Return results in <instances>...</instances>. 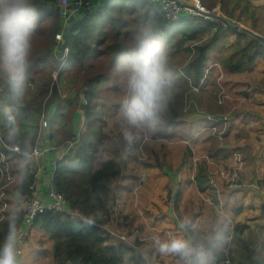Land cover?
Here are the masks:
<instances>
[{
	"label": "trees",
	"instance_id": "obj_1",
	"mask_svg": "<svg viewBox=\"0 0 264 264\" xmlns=\"http://www.w3.org/2000/svg\"><path fill=\"white\" fill-rule=\"evenodd\" d=\"M216 1L218 2L209 0L213 7L220 5L218 10L220 9L230 19L235 16L237 9L240 11V17H256V12L250 14L249 9L258 8L249 1L244 5H242L243 0ZM33 3L38 10V26L42 29L45 27L42 25L50 26L48 22H52L48 34L49 47L42 53L37 51L38 43L35 40L32 42L27 79L20 97L14 94L5 74L0 70V130L3 131L8 144L20 146L24 153H32L37 144L45 112L52 110L50 122L48 120L50 123L48 135L53 146H60L68 139L69 143H72L67 135L73 138L75 132L73 123L82 115L80 110L84 111L87 122L82 133V146L65 155L50 168L51 171L55 170L56 190L65 195L68 207L78 216L47 209L37 215L32 227L40 230L43 240L49 236L54 242L50 250L55 264H125L127 262L149 264L148 259L135 250L134 243L118 242L102 228L111 224L119 198L118 182L122 173V155L120 153L113 158L106 156L113 152L110 148L104 147L105 143L111 142L110 130L102 131L99 128V126L108 127V123L101 117L105 112L103 108L108 107L102 103L101 98L106 97L107 101H111L112 95H108L109 92L119 96L126 93L124 90L121 91L120 83L109 88L104 84L112 80H121L119 75L124 73L122 60L135 47L138 34L146 27H151L159 37L170 60L177 59L181 52L186 54L187 66L179 68L180 70L175 68L168 73L174 84L168 90L165 109L160 114L158 131L150 132V135L154 141H172L173 137H179L182 141L191 140L192 143L186 145L182 157L183 163L187 158L195 155L193 145H196L197 149L201 148V153L196 156L198 160L200 159V163L196 167L194 185L204 198H211L214 195L219 203L221 194L230 195L235 193V189L228 186L221 174H217V179L222 182L221 185L216 184V181L215 184L213 183L217 170L215 159L220 156L225 160L235 153L246 150L243 146L219 144V137L228 138L231 129L237 125L234 120L239 114L234 110L237 107L233 109L234 112H229L228 127H225L221 121L210 120L198 113V115L193 113L187 119L175 110L173 105L167 106L178 104L177 100L181 97L184 87H189L192 83L197 86L202 82L209 66L208 55L220 36L228 29L221 22H212L203 16H193L184 12L181 14V21L167 20L165 12L149 1L96 0L90 8H86L68 22L62 20L64 19L60 15L62 8L58 0H33ZM253 29L256 28L253 26ZM57 34L63 35V44L58 43ZM234 35L238 40L235 50L227 57L219 59L220 65L228 75L251 68L258 57L264 56V45L256 38L241 32H234ZM189 42L192 44L188 45ZM66 49H68L67 53ZM100 57H103L102 61L95 65V61ZM60 67L59 78L54 80L52 73ZM115 72L117 73L114 74ZM43 73L46 74V80L40 78ZM65 76L72 77L74 90L70 95L61 92ZM79 78L82 82L77 87ZM227 90L230 93V90ZM239 93L238 95L243 97L249 94L247 91ZM226 101L234 106L230 100ZM119 106L114 105L112 109ZM225 110L224 108L222 111H213V114L220 116L226 113L223 112ZM201 119L204 121L206 119L210 125H203ZM70 123L71 126L66 130L62 128ZM212 127H217L216 134L212 131ZM80 128L81 126L77 127L78 130ZM209 138L212 139L213 144L208 145ZM6 153L10 158L18 157L24 164L18 169L17 180L12 183L17 184L11 187H9L11 184L8 185V189L14 187L15 193L26 198L31 197V186L35 184L36 176L34 172L29 171L30 166L25 162L26 156L15 155L8 151ZM165 157L164 153L163 162L157 161L162 168L167 164ZM260 184L264 189V182ZM181 196V191H178L174 200L179 202ZM8 200L13 201L11 198ZM232 211L237 215L242 208L236 205ZM262 212L264 214V205ZM198 214L196 213L195 217ZM25 216L26 211L12 212L10 209L6 219L0 223V248L5 245L10 233L13 232L16 243L17 233L23 225ZM138 218L142 217L139 215ZM145 224L149 225L148 221L140 220V223L134 226V221L130 222L125 216L123 229H128L129 236L136 231L145 234L147 230ZM193 224L192 221L190 225ZM239 226H236L235 232H239ZM136 238L138 236L134 239L135 243L140 244L142 241ZM204 243L213 248L216 264H224L228 259L230 264L238 262L233 257V253L239 250L229 249L227 253L222 250L218 241L210 242L205 239ZM47 253L46 250L44 254ZM246 261L249 264L247 259Z\"/></svg>",
	"mask_w": 264,
	"mask_h": 264
},
{
	"label": "rangeland",
	"instance_id": "obj_2",
	"mask_svg": "<svg viewBox=\"0 0 264 264\" xmlns=\"http://www.w3.org/2000/svg\"><path fill=\"white\" fill-rule=\"evenodd\" d=\"M142 1L143 0H141V2ZM214 1L218 2L216 0ZM201 6L205 11H209L207 13L212 14H217L218 11L214 12V9H218L220 7V5L213 7L214 5H211L209 0H203ZM251 9H249V13L252 14L256 12V17L240 18V15H235L232 19H241V25H252V27L254 26L257 31H262L261 34H264V5L258 7V9H255L254 11ZM220 16L228 19V17H226V15L221 12V10ZM73 17L74 16L70 17L67 20H62L68 22L69 20L73 19ZM48 23L51 25H42L45 26L42 29L40 28L41 26H37V30L33 37V41L35 40L38 43L37 51L39 52H46L47 48L49 47L48 34L50 29L52 28V22ZM228 31H230L234 35L233 31L229 29ZM225 37H227V40L224 41V43H221V41H223V38H221L219 43L220 46L216 47V50L212 49L210 51L211 54L208 55V60L210 62L216 59L219 62L218 58L227 57L235 50L236 47H234V45H238L237 38L235 39L237 43H231L230 40L233 39V37H231L230 35H226ZM58 43L63 44V42L59 40ZM191 43L192 42H189L188 45H191ZM230 44H232V46ZM102 59L103 57L98 58L95 61V65H98L102 61ZM187 59L188 58L186 54H184V52H181L179 54V57L174 60H170V58L167 56V73H169L170 70L173 71L175 68L182 69L183 67L187 66ZM215 67H212L209 71L206 70L204 79L199 85L196 86V88H194V84L192 82L189 87H184L181 97L177 100L178 104H169L167 107L173 105L174 109L178 110V112L187 119L190 118L193 113L194 115H196L197 113L199 115H205L211 120L217 119L216 121H221L225 127H228V116L230 115L229 112H234L233 109L237 107L234 110H237L239 114L238 116H235L236 118L234 117V120H236V127H238H233L231 129L232 132L230 133L228 138H224L223 136H221L219 138V144H231L232 146L238 145L245 147L246 150L244 151L246 152L243 153L244 155L241 156V159L246 157L249 158L254 154L260 155V157L258 166H255L257 169L256 176L249 173L247 178L244 177L245 173L247 172V164L246 167L242 168L243 176H239L238 174L237 176H229L226 181L227 183L229 182L234 184L237 181L236 179H238V181L244 179L249 183L251 181L255 183L260 177V174H258L260 173V169L261 172H264V60L258 61L256 59L252 67H249L250 69H244L241 72L232 73L230 75H228V73H226L224 69H222V71H220V73L218 74ZM60 69L61 67L53 72H58L59 74ZM95 70L96 69H94V71ZM116 73L117 72H115L114 74ZM45 75L46 74L44 73L41 74L40 78L43 77V79L46 80ZM123 77L124 73L119 75V79L121 80H112L104 85L108 86L109 88L116 85L117 83H120L122 87L121 91H127L126 80L125 78L123 79ZM63 78L64 81L61 87V92L65 95H70V93L74 90L72 77L65 76ZM81 82L82 79L79 78L77 80V87ZM227 89L230 90V93ZM240 91H247L249 94L248 96L243 97L238 95L240 94ZM108 95H112L110 96L112 98L111 101H107L106 97L101 98L102 103H105L106 107H108L107 109L103 108L105 112H103V114L101 115L102 119L108 123V127L99 126V128L102 131L110 130V138H112L111 142L108 143V141L107 143H105L104 147L110 148L113 153H108L106 154V156L113 158L114 154L116 156H119V152H117V150L121 152V162L124 168V175H122L121 177L122 180L118 182V185L120 187V196L115 205L116 208L115 212L113 213L114 216L112 222L110 225L103 226L104 229H109L110 231L116 233L125 232L122 231L123 227L125 226V216L130 220V222L132 220L134 221V226H136V224H139L140 220H146L149 223V218L156 217L157 219H159L157 220V222L153 223V225L158 227V230H150L152 232L150 239L148 224H145L148 230V232L147 230L145 231L146 235L139 232L135 233L140 241L144 239V242H141L142 245L141 243L137 244V242H133L134 246H136L135 250L138 253L142 254L146 259H148L149 264H153L152 261H159L163 264H183L181 258L178 255L160 252L157 242L167 239L170 234L169 231L160 232L159 230L162 229V226L163 229H166L168 228V226H172L173 224L174 226L179 225V227L177 228L173 227L174 230L171 229L172 236L170 237H181L189 241V238H194L196 240L197 236L196 234H193L192 237V235L188 233H191V231H195V229L198 233L205 232L211 225L212 232L215 234L217 229L220 230L221 228H224L223 233H225L223 234V236L226 238L227 230H225V227L231 229L234 228V225L237 224L236 222L232 221V218L234 219V216H236L232 209L236 205H240V203L238 202L239 197H236V193L233 192L230 195L221 194L219 198L220 202L218 203V200H216L214 195H212L210 199H205L206 197L204 198V196L197 190L193 180L195 174L197 173L196 166L199 165L200 159L198 160L194 158L193 155L192 158H187L184 163L182 160L183 153L186 150V145L191 144L192 141L189 144L180 143L182 139L179 137H173L172 143H169L166 140L154 141L151 139L152 137L150 135V132H146L141 133L140 137L132 146L133 149L131 147L121 150L120 148L125 145V142L123 140L121 129L117 123L120 106L114 109L112 108L114 107V105H120L119 103L123 101L126 93L122 95L120 94L119 96L118 94L114 95L109 92ZM226 100H230L234 106L227 103ZM224 108L226 109L225 111H223L226 112L224 114L225 116H227L226 119L225 117L221 119L220 116H215L213 114V111H222ZM80 112L82 113V115L75 121V123H73V131H75L73 138L69 134L67 135V138H70L73 143H69L68 139L62 144V146H65V148H62V150L66 153H69L68 151H70L71 153L72 151L77 150L82 146V133L85 130L87 117L85 118L83 110H80ZM51 117L52 110L45 112V115L43 116L44 121L42 122L40 130L41 136L47 133L44 137V140L46 141L49 149L54 147L47 137L49 134V128L47 124L50 125V123H48V120L50 122ZM200 122H203V125H210L209 121H207L206 119L205 121L201 119ZM70 126L71 123L70 125L68 124V126H62V128L66 130L67 127L69 128ZM80 126L81 128L78 130L77 127ZM219 135L221 134L219 133ZM3 140V136L1 135L0 149L3 145ZM208 140V145L213 144L211 138H209ZM193 147L195 156H198L196 145H193ZM44 153H46V149L42 150L39 155H41L42 157ZM164 153L166 154L165 159L167 161V164H164V168H162L160 167V163H158L157 161L163 162ZM64 156V154L61 155L60 160L63 159ZM13 158L14 157L10 158L11 168L21 169L24 165L23 161H21L17 157V161L13 163ZM225 161L226 160H224L220 156L214 161V164L217 166V172H219L220 174L221 171L219 170L220 168L218 167V165L220 166L224 164ZM236 161L237 160L235 159V156L228 158L226 161L228 163V168L232 166V163H235ZM237 164H239L238 161ZM30 165L31 167L29 171L36 172L39 171L40 167H42V165L44 164L40 161L38 163L34 162ZM43 169H45V165L42 167V170ZM235 169L230 170L231 175H233L232 172L234 173ZM239 169L241 168L239 167ZM217 177L218 176L216 175L215 180L217 179ZM262 178H264V176H262ZM7 182V176H5L2 180V183L6 184ZM221 183L222 182L218 180V184L221 185ZM179 184H181L180 187ZM245 187H242L241 189H244ZM178 191H181L182 196L181 200L179 202H176L174 199L176 198ZM11 192L15 193L14 187L13 189H11ZM12 193L9 195L10 197H7L6 195V200L9 204L6 213H8L10 209L12 212L26 211L28 199L17 198L16 196H13V198H11ZM208 195L210 197V194ZM9 198L13 199V201L8 200ZM223 211H225V213ZM196 213L200 214L195 217ZM250 213H253V211H250ZM139 215L142 217L141 219L138 218ZM250 220L251 218L246 217L245 223ZM191 221L194 222L193 225H190ZM160 222H163L162 226ZM177 223L179 224L177 225ZM123 230L127 231L128 229ZM239 235L241 236L239 237V239H241L240 241L236 240V242H233L231 238L229 241V245L225 246L229 248L231 247V245H235L238 248L243 249L244 256L242 258V261L244 262V264H247L246 259L248 260L249 264H263L264 223L253 225L250 228L248 227ZM234 236H236V234H234ZM42 237L43 235L40 233L39 229L31 228L30 230H28L24 241L21 242V248L23 252L19 255L20 264H37V260L38 264H55L53 258L49 255V251H51L50 249L54 242L50 239L49 236H46L44 240ZM133 239L134 238H132V240ZM203 239L204 237H202V240ZM46 250L48 252L47 255L44 254ZM125 264L133 263L127 262Z\"/></svg>",
	"mask_w": 264,
	"mask_h": 264
},
{
	"label": "clouds",
	"instance_id": "obj_3",
	"mask_svg": "<svg viewBox=\"0 0 264 264\" xmlns=\"http://www.w3.org/2000/svg\"><path fill=\"white\" fill-rule=\"evenodd\" d=\"M207 15L213 16L212 13H207ZM218 15H220L219 10ZM240 18H244V16ZM228 19L231 20V23L242 24L241 19L240 21ZM178 21H181V17ZM212 22L221 21L216 18V21ZM37 26L38 10L33 0H0V70L5 74L7 82L17 97L23 94L24 84L27 79L32 41ZM228 32L230 31H224V33ZM166 63L167 56L161 40L151 27L144 28L137 36L135 47L124 57L122 62L127 91L120 104L117 123L121 129L125 145L128 148H131L135 144L141 133H155L158 131V126L161 122L160 114L165 109L168 90L174 84L166 71ZM47 125L49 126V124ZM1 133L4 139L2 149L5 153L8 151L19 156L25 155L27 158V156L33 155L36 150L39 153L41 152L36 144L32 153H24L19 146L21 150V154H19L8 148L14 145L8 144L4 138L3 131ZM39 153L37 159L33 156L32 158L34 159L31 162H27L28 158L25 162L31 167L30 164L41 161L42 157ZM7 158L10 162L9 155H7ZM54 171H51L50 175L52 178L51 187L56 190L54 186L56 174ZM12 172L18 174V169H12ZM62 195L65 197L64 194ZM66 203L68 205L67 200ZM69 210L73 213L71 215L78 216L70 208ZM31 228L33 227H30L29 230ZM221 237L222 231L217 234V239ZM157 243L161 253L178 255L183 264H215L213 248L206 243H192L181 237H168ZM0 264H17L14 232L10 233L8 241L0 248Z\"/></svg>",
	"mask_w": 264,
	"mask_h": 264
},
{
	"label": "crops",
	"instance_id": "obj_4",
	"mask_svg": "<svg viewBox=\"0 0 264 264\" xmlns=\"http://www.w3.org/2000/svg\"><path fill=\"white\" fill-rule=\"evenodd\" d=\"M247 1H249L252 5L256 6L257 8L264 5V0H243L242 1V5L246 4ZM202 2H203V0H202ZM192 3L195 6H199V5L201 6L202 5L201 0H194ZM251 10L254 11L255 9L252 8ZM235 15H240V11L237 10L235 12ZM244 18H245V16H244ZM246 25H248L246 27H248V28L251 27L250 29L254 30L255 32H257L259 34L262 33V31L259 32L256 29H253L252 25L251 26L249 24H246ZM223 34H225V35H223ZM223 34L220 36L219 40L214 44V46H213L212 49H215L216 47L220 46L219 43H220V39L221 38H223V41H221V43H224V41L227 40V37H225L226 35H230L231 37H233V39L230 40L231 43H233V42H236L237 43V41L235 40L236 39V36L233 35L231 32L223 33ZM261 35H264V34H261ZM230 45L232 46V44H230ZM236 46H237V44L234 45V47H236ZM209 54H211V53H209ZM218 59H220V58H218ZM257 60L258 61L259 60L260 61L261 60H264V56L263 57H258ZM208 64H209V66L207 68V71H209L212 67H215L216 66L215 67L216 68V72L219 74L220 71H222V69H223L217 59L214 60V61H212V62L209 61ZM211 65H215V66H211ZM201 116H205V115H201ZM215 116H217V115H215ZM224 117L227 118V116H225L224 114H221L220 115V118L221 119H223ZM206 118H208V117H206ZM228 120H229V116H228ZM49 126H48V128H50ZM212 128H213L212 131L214 132V134H216L217 133V130H218L217 127H212ZM48 132H49V130H48ZM46 134L47 133L43 134L42 136L40 134V136L38 138L37 146H38V148H39L40 151L46 149V153H44L42 155L41 162H43V164H49V165H45V169H43V170H42V167L44 165H42V167H40L39 171L34 172L35 173V176H36V181H35V183H36L35 184L36 185V191H35V193H33V195L34 196H37V197H39L41 199H46L47 191L52 186V178L50 177V175H51V170H50L51 165L54 164V163H56V161H58L60 159V156L61 155H63V154L64 155H68L70 153V151H68L69 153L64 152L62 150V148H65V146H62V145H60V146H54L53 148H50L49 149L48 145L46 144V141L44 140V137L46 136ZM47 137H48V140H49L50 139V135H48ZM110 139H112V138H110ZM158 139H160V138H158ZM166 141L169 142V143H172V141L171 142L169 140H166ZM180 143L189 144V143H191V140H189V141L188 140H184V141H181ZM126 148H128V147L127 146L125 147V145H124L120 149L121 150H124ZM132 149H133V147H132ZM196 150L198 151V153H201V151H202L201 148L200 149L199 148L197 149V147H196ZM117 152H119V154L121 153L119 150H117ZM245 152L246 151H244L242 153H235V154H240L241 156H243L244 155L243 153H245ZM235 154L233 156H235ZM233 156H230V157H233ZM251 156H254L255 158L250 159V158H247L246 157V158H242V161L241 162L238 161L239 164H237V161L235 163H232L233 165H236L237 164V167L239 166L241 168V169H239V167H238V169H239L238 175L239 176H243L242 168L243 167H246L247 164H248V166L246 168V171L247 172L245 173V176L244 177L247 178L248 175H249V173H251V174H253L255 176L257 175V169H256V167L258 166V162H259L260 155L254 154V155H251ZM194 158L197 159V157L195 155H194ZM121 159H122V157H121ZM225 160L227 161V159H225ZM16 161H17V157H14L13 158V163L16 162ZM226 161L224 162V164H222L220 166L218 165V167L227 171L228 170V166H227L228 163ZM36 163H38V162H36ZM121 167H122V173H121V177H122V175H124V168H123L122 164H121ZM217 174H220V173H218L217 170H216V175ZM258 174H260V177L258 178V181H256L255 183H253L252 181L249 183L247 180H244V179H242L240 181H238V179H236L237 181L234 184L228 182V186L229 187H232L234 185L235 188L234 187H232V188L233 189H236L234 191L236 193V197H239L238 198L239 199L238 202L240 203V205L239 206L237 205V206L238 207H241L242 208V211L239 214H237V215L235 214L236 216H234V219L232 218V221L237 223L236 225H234V228H231V229L229 228L228 229V228L225 227V230H227V237L226 238L223 236V234L225 233V232L223 233L224 228H221L220 230L217 229L216 230V234H215V233L212 232V227L210 225V227L205 232L198 233L197 230L195 229V231H193L191 233H188V234L192 235V237H193V234H196V236H197L196 237L197 238L196 240L194 238H192V239L189 238V241H191L193 243H204L205 242V239H207V238H210L211 240H214V241H218V243L221 245L222 250H225L227 253H229V251H228L229 249L239 250L238 252L233 253V257H235L238 260V262H236V263L234 262L232 264H244V262L242 261V258L244 256V251L242 249L238 248L235 245H233V246L231 245V247H229V248H227L225 245H229V241H230L231 238H232L233 242H236V240H238L239 237H241L239 234L242 233L246 228H248V227L250 228L253 225H258L259 223H264V220H263L264 219V214L262 212V207L264 205V189L262 188L263 185L260 184V183L264 182V178H262V176H264V172H261V169H260V173H258ZM221 177H222V179L224 181H226V179L222 175H221ZM121 180H122V178H120L119 182ZM215 181H216V184H218V179H216V180H215V178L213 179V183L214 184H215ZM226 183H227V181H226ZM16 184L17 183H14V184H11L10 186H13V185H16ZM242 187H245V188L244 189H241ZM238 188H240V189H238ZM119 191H120V189H119ZM11 193H12L11 192V189H8V187H7V189H6V195H7V197H10L9 195ZM118 194H119V192H118ZM13 196H16L17 198L26 199V197H24V196H22L20 194H17V193H12L11 198H13ZM205 199H210V198H205ZM250 211H253V213H250ZM223 212L225 213V211H223ZM246 217L251 218V220L250 221H247L245 223ZM252 219H254V220H252ZM157 220H159V219H157L156 217L149 218V228L150 229H152V230L153 229L154 230H158V227H156L155 225H153V223L154 222H157ZM162 221H165V220H162ZM214 222H215V220H214ZM160 224L162 226L163 222H160ZM178 224L179 223H177V225ZM241 225H245V227H243ZM236 226H239V232H235ZM173 227L175 228L174 224L172 226H168V228H166V229H163V226H162V229L159 230V231L160 232L169 231L170 234H169L168 237H170V236H172V230L171 229L174 230ZM178 227H179V225H178ZM102 228L104 229V227H102ZM180 228H183V227H180ZM241 229H243V230H241ZM107 230L106 231L110 234V236L112 238L116 239L118 242H128L130 244H133V241H134L135 237H137V235L135 233L136 232H139V231H136L133 235L129 236L128 235V231H126V230H122V231H125V232H122V233H116V232L110 231L109 229H107ZM219 231L220 232L222 231V237L220 239H217V234L220 233ZM234 234H236V236H234ZM151 235H152V232L149 230V239H150V236ZM123 237H126V240H123L122 239ZM202 237H204L203 240H202ZM132 238H134V239L132 240ZM32 239H34V238H32ZM210 239H208V240L210 242H212ZM142 242H144V239H142ZM30 244H31V242H30ZM50 252L51 251H49V255L52 257V255L50 254ZM45 255H47V254H45ZM37 259H38V256H37ZM228 260H230V259H228ZM36 263L38 264V260L36 261ZM152 263L153 264H160L161 262H159V261H152ZM215 264H216V262H215Z\"/></svg>",
	"mask_w": 264,
	"mask_h": 264
},
{
	"label": "built area",
	"instance_id": "obj_5",
	"mask_svg": "<svg viewBox=\"0 0 264 264\" xmlns=\"http://www.w3.org/2000/svg\"><path fill=\"white\" fill-rule=\"evenodd\" d=\"M60 5H61V16L67 20L72 16H75L77 14L82 13L86 8H90L93 3L96 0H58ZM149 1L155 5H158L162 8V11L165 12V17L168 20L171 21H178L181 17V14L184 13H188L190 15H194V16H204L207 19H210L212 21H216V18L213 16H208L207 12L204 10V8L202 6H195L192 2L194 0H180L183 3V6H179L175 0H146ZM218 9H214V12H217ZM218 14V13H217ZM57 40L63 42V35L62 34H57L56 35ZM68 49L65 50V52L67 53ZM58 77V72H54L53 73V78L56 80ZM172 85V83H171ZM226 119V117H225ZM47 123V122H46ZM215 130V129H214ZM3 136V134L0 131V136ZM6 147H8L7 145H5ZM11 150L21 154V150L19 148V146L14 145L13 147H8ZM38 150L35 151V153L33 155H29L27 156V162H31L33 156L35 157V159H37V155H38ZM30 158V159H29ZM235 159L239 162L242 161L241 159V155L240 154H235ZM10 162L8 161L7 158V154L5 153V151L2 149H0V223L2 221H4L7 217V208L9 206L7 200H6V189L8 187V185L12 184L13 182H15L16 176L18 175L17 173L12 172V168ZM236 168V169H235ZM231 169H235V172L231 175L230 174V170ZM221 175L227 179L229 176H237L238 174V167H236V165H232L228 168V170H224L221 169ZM237 171V173H236ZM7 176V180L8 182L6 184L2 183L3 178ZM234 187V185L232 186ZM32 189V195L31 197L28 199L27 201V207H26V216L24 219V223L23 226L21 227V229L19 230V232L17 233V241H16V252H17V264H20L19 261V255L23 252L22 248H21V242L24 241L26 234L29 230L30 227H32L33 222L35 220V218L37 217V215L47 209H52L54 211H58V212H64V213H69V214H73L69 208L68 205L66 203V199L65 197L59 193L57 190H55L54 188H49L47 191V195H46V199H41L37 196H34L33 193H35L36 191V185L33 184L31 186ZM123 240H126V237L122 238ZM224 264H230V260H226L224 262Z\"/></svg>",
	"mask_w": 264,
	"mask_h": 264
},
{
	"label": "water",
	"instance_id": "obj_6",
	"mask_svg": "<svg viewBox=\"0 0 264 264\" xmlns=\"http://www.w3.org/2000/svg\"><path fill=\"white\" fill-rule=\"evenodd\" d=\"M175 1L179 6H181V7L183 6V4L179 0H175ZM213 16L216 17L217 19H219L221 22H223V24L228 29H230L231 31L248 33L249 35L253 36L254 38H256L258 41H260L264 45V35H261L255 31H253L252 29L247 28L245 26H242L240 24L231 23L228 19H226L225 17H222L220 15H214L213 14Z\"/></svg>",
	"mask_w": 264,
	"mask_h": 264
}]
</instances>
